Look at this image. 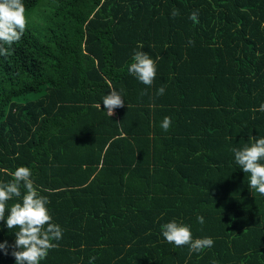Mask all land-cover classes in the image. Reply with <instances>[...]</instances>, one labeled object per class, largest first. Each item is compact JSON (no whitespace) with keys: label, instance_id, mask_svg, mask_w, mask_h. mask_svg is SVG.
<instances>
[{"label":"trees","instance_id":"obj_1","mask_svg":"<svg viewBox=\"0 0 264 264\" xmlns=\"http://www.w3.org/2000/svg\"><path fill=\"white\" fill-rule=\"evenodd\" d=\"M23 3L26 30L0 56V182L28 167L50 201L62 239L40 264H264V195L232 151L264 137V0ZM136 51L155 61L151 86L128 72ZM112 89L125 103L110 116ZM149 151L147 175L124 163ZM24 192L0 220V264H16L6 218ZM173 220L213 246L167 242Z\"/></svg>","mask_w":264,"mask_h":264},{"label":"clouds","instance_id":"obj_2","mask_svg":"<svg viewBox=\"0 0 264 264\" xmlns=\"http://www.w3.org/2000/svg\"><path fill=\"white\" fill-rule=\"evenodd\" d=\"M25 11L23 0H0V56L9 55L10 47L21 40L27 26ZM178 14V10L174 9L172 15ZM189 18L198 22V12H192ZM156 71L155 61L146 52L134 53L133 61L128 67L130 74L135 75L141 83L151 86ZM164 91L165 88L161 86L157 94L162 95ZM124 103L121 94L115 89L103 97V108L110 116L116 108L123 107ZM260 110L264 111V105H261ZM170 126L171 118L165 117L161 128L167 131ZM250 139H253L250 145L246 144L232 151L236 163L249 175L250 189L264 195V137ZM31 175L28 167L20 166L11 173L12 180L0 182V220H5L7 202L14 197H21V187L25 190L22 203L13 204L6 218L8 229H19L15 232L14 250L11 253L16 264H40L50 249L58 247L53 241L62 239V229L60 225L52 222L47 208L50 201L34 186ZM197 220L200 224L204 223L203 216H198ZM161 231L167 242L177 247L188 245L190 252H200L214 244L210 237L193 239L190 226L175 220L163 224ZM8 247L7 241L0 243V249L5 254H8ZM91 259L94 261L95 257Z\"/></svg>","mask_w":264,"mask_h":264},{"label":"crops","instance_id":"obj_3","mask_svg":"<svg viewBox=\"0 0 264 264\" xmlns=\"http://www.w3.org/2000/svg\"><path fill=\"white\" fill-rule=\"evenodd\" d=\"M116 113V109L114 110V113ZM163 143V142H162ZM159 147H162V144L159 143ZM146 149V148H145ZM121 153V152H120ZM125 154H128L127 152ZM146 154V156H142L140 158H138L137 160H135L134 162H132L130 159H126L124 163H132V166L133 167H136V166H142V167H138V168H142L143 172L147 175V172H146V167L145 165L147 164V162L153 158V156L150 155V151L149 152H146L144 153ZM119 157V156H118ZM139 164H142V165H139Z\"/></svg>","mask_w":264,"mask_h":264},{"label":"rangeland","instance_id":"obj_4","mask_svg":"<svg viewBox=\"0 0 264 264\" xmlns=\"http://www.w3.org/2000/svg\"><path fill=\"white\" fill-rule=\"evenodd\" d=\"M42 5H43V4H42ZM42 11H43V12H46V8L43 7V8H42ZM34 19H35V18L33 17V20H34ZM36 20H38V19H36ZM36 20H35V22L33 21L35 24L38 23V21H36ZM35 98H36V94L32 93V94H28V95H26V96H23L22 98H20V100L24 102V101L31 100V99H35Z\"/></svg>","mask_w":264,"mask_h":264}]
</instances>
